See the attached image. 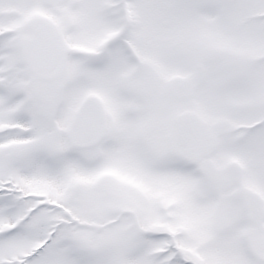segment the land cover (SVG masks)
I'll list each match as a JSON object with an SVG mask.
<instances>
[{
    "label": "snow or ice",
    "instance_id": "snow-or-ice-1",
    "mask_svg": "<svg viewBox=\"0 0 264 264\" xmlns=\"http://www.w3.org/2000/svg\"><path fill=\"white\" fill-rule=\"evenodd\" d=\"M0 264H264V0H0Z\"/></svg>",
    "mask_w": 264,
    "mask_h": 264
}]
</instances>
